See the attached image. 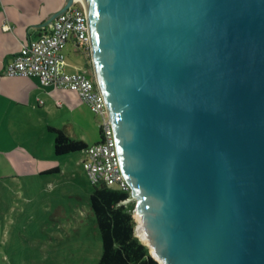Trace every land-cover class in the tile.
<instances>
[{"label": "water", "instance_id": "95a60500", "mask_svg": "<svg viewBox=\"0 0 264 264\" xmlns=\"http://www.w3.org/2000/svg\"><path fill=\"white\" fill-rule=\"evenodd\" d=\"M86 11L121 174L155 254L264 264V0H87Z\"/></svg>", "mask_w": 264, "mask_h": 264}, {"label": "crops", "instance_id": "0c3cea01", "mask_svg": "<svg viewBox=\"0 0 264 264\" xmlns=\"http://www.w3.org/2000/svg\"><path fill=\"white\" fill-rule=\"evenodd\" d=\"M65 3L66 0H0V179L28 177V182H34L46 175H56L65 182H74V174L79 168L83 170L85 151L54 156V133L50 129L61 131L69 139L82 141L86 146L100 140L101 117L95 116L75 92L42 86L36 78L3 74L4 66L18 54L22 43L46 33L51 24L37 25L47 21ZM70 46L74 52L81 51L72 42ZM84 59L85 67L77 72L90 76L88 53H84ZM68 68L66 63L65 72H76H69ZM38 138L50 142L48 151L42 149ZM66 157L73 159L66 160ZM77 175L86 186L87 181ZM64 185L70 187L68 183ZM42 210L52 221L47 225L51 229L47 236L50 243L54 237L66 234V230H74L82 221L63 208L52 212L49 206ZM85 216L88 217V213ZM95 226L97 228L96 221Z\"/></svg>", "mask_w": 264, "mask_h": 264}, {"label": "rangeland", "instance_id": "374dc122", "mask_svg": "<svg viewBox=\"0 0 264 264\" xmlns=\"http://www.w3.org/2000/svg\"><path fill=\"white\" fill-rule=\"evenodd\" d=\"M84 53L86 52L82 50L74 52L68 42L64 54L69 72L83 70ZM88 59L90 66L87 67V72L94 78L90 52ZM38 142L42 149L48 151L49 141L38 138ZM71 167L75 168L74 165ZM77 174L87 181L86 186L84 182L79 181ZM55 176L46 175L34 182H28V177L17 180L0 179V264L98 263L102 248L100 234L88 201L92 187L80 168L78 173L74 174V182H65L61 177ZM66 183L70 187H66ZM74 188L76 190H73ZM135 203V200L131 199L126 205L133 209L134 234L152 254L135 232ZM49 206L52 207V212L61 208L72 211L76 218L82 220L74 230H66V234L54 237L52 243L47 241L51 230L47 225H51L52 221L42 210L43 207ZM85 213H88V217Z\"/></svg>", "mask_w": 264, "mask_h": 264}, {"label": "built area", "instance_id": "2783aa9c", "mask_svg": "<svg viewBox=\"0 0 264 264\" xmlns=\"http://www.w3.org/2000/svg\"><path fill=\"white\" fill-rule=\"evenodd\" d=\"M68 42L86 53L90 52L87 13L81 0H74L72 6L57 16L46 33L22 43L18 54L4 66L3 74L7 77L36 78L42 86L75 92L95 116L101 117V139L87 146L82 161L88 181L92 186L103 183L131 192L121 174L112 126L105 117L106 101L95 79L83 72L64 71V49ZM131 199L130 196L123 204L126 206Z\"/></svg>", "mask_w": 264, "mask_h": 264}, {"label": "trees", "instance_id": "16d2710c", "mask_svg": "<svg viewBox=\"0 0 264 264\" xmlns=\"http://www.w3.org/2000/svg\"><path fill=\"white\" fill-rule=\"evenodd\" d=\"M87 66H90L89 62ZM50 131L54 133V156L78 153L87 148L82 141L69 139L61 131ZM130 196V192L117 186L103 183L92 186L88 201L102 248L97 264H159L134 234L133 209L123 204Z\"/></svg>", "mask_w": 264, "mask_h": 264}, {"label": "bare ground", "instance_id": "6f19581e", "mask_svg": "<svg viewBox=\"0 0 264 264\" xmlns=\"http://www.w3.org/2000/svg\"><path fill=\"white\" fill-rule=\"evenodd\" d=\"M81 1H82L83 5L86 9L87 0H81ZM134 212H135L134 216L136 219L135 232H136L137 236L140 238L141 241H143V243H145L149 247V249L152 253L151 255H153L160 262V264H163V261L155 254V250L152 247V245L148 239V236H147L146 231H145L143 224H142V217H141L140 213L138 211H135V210H134Z\"/></svg>", "mask_w": 264, "mask_h": 264}]
</instances>
